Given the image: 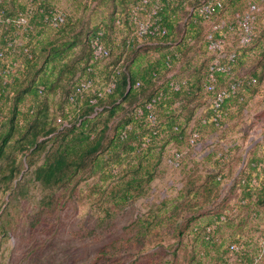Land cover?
<instances>
[{
	"label": "rangeland",
	"instance_id": "obj_1",
	"mask_svg": "<svg viewBox=\"0 0 264 264\" xmlns=\"http://www.w3.org/2000/svg\"><path fill=\"white\" fill-rule=\"evenodd\" d=\"M30 1L6 0V5L18 11L29 2L28 6L34 14L42 4L48 11H63L67 18L60 28L46 22L44 27H38L35 31V34L41 31L38 35H41L48 52L51 46H56L60 52L64 51L61 56L67 59L64 68L59 65L54 70L50 62V66L42 70V73L53 72L59 83V87L44 94L36 106L48 110L47 119L54 128L53 134L61 135L83 119V115H76L65 126H61L59 121L71 108L66 98L72 84L84 79V68L92 62L88 35L97 26L105 27L108 30L107 39L119 46L114 49L112 56L98 64L99 87L105 85L106 70L111 64L117 63L121 69L123 90L128 93L131 88L129 68L134 58L141 57L146 65L149 59L155 60L161 55L159 48H151L147 38H143L145 42L139 48L127 46V40L137 41L135 30L127 22L117 25L115 17L125 14L131 5L130 0ZM233 1L243 3L242 10L246 9L247 0ZM197 2L190 1L182 11L179 31H185ZM234 8L230 0L224 12L202 19L201 33L183 47L182 59L174 68L162 74L164 85L170 78L199 81L196 94L173 99L169 107L171 111H162V119L168 123L172 120L181 123L187 137L182 142H176L174 139L169 140L170 131L162 133L157 146L158 149L164 148L163 156L155 179L142 195L119 204L114 197L115 187L121 181L119 166L114 169L113 175L108 173L113 168L110 164L105 169L107 171H92L91 158L99 151L90 154L82 164L72 189L45 186L37 178V170L48 151L54 147L49 142L51 135L40 136L39 140L44 144L32 158L30 151L20 153L18 148L3 157L0 162V264H264V198L257 205L258 214L243 217L242 213L218 230L225 246L236 242L235 239L239 240V251L226 253L223 247L218 249L217 246H210L209 251H205L203 241L192 231L195 221L184 220L177 227L174 219L169 217L158 225H153L152 221L155 213L159 216L156 220L165 218L167 207L171 210L169 206L187 201L185 198L180 200V189L198 174H205L211 169L225 176L227 183L221 199L231 193L229 199L235 203L239 194L237 189L232 188L233 180L252 156L264 158V2L256 22V39L250 46L240 50L244 57L237 68L240 74L247 77L257 72L260 80L244 93L242 105L236 103L231 106L232 115L226 118V129L223 126L217 133L205 128L204 137H200L198 143L190 145L188 142L189 133L200 127L204 110L212 102V96L202 88L200 81L212 57L206 34L213 22L232 18ZM32 25L34 29V23ZM0 33L3 34L2 29ZM29 34L30 31L14 28L7 36L8 45L13 38L16 39L14 46L7 48L11 55L9 60L13 61L15 55L18 58L14 66L6 68L8 75L5 80L9 82L13 81L19 69H23V48L29 46L31 49L33 46ZM235 39L230 38V45L236 44ZM46 56L47 53L40 59V65L45 66ZM158 89L157 85H152L136 88L128 95L115 98L106 96V106L97 107L92 114L94 116L97 110H103L95 121L98 133L101 130L103 137L99 150L105 149L110 143L119 123L132 116ZM32 101L26 98L22 106L27 108ZM88 112L87 108L83 109L84 114ZM219 136L223 139L219 140ZM234 140H237L238 146L233 145ZM228 148L230 155L222 164L204 157L211 151L222 154ZM215 213V208H202L198 213V221H208ZM4 229L5 234L2 233Z\"/></svg>",
	"mask_w": 264,
	"mask_h": 264
},
{
	"label": "trees",
	"instance_id": "obj_2",
	"mask_svg": "<svg viewBox=\"0 0 264 264\" xmlns=\"http://www.w3.org/2000/svg\"><path fill=\"white\" fill-rule=\"evenodd\" d=\"M32 1L36 0H31L30 2ZM130 1L132 5L136 0ZM190 1L192 0H164L162 2L160 13L168 29L166 34L147 35L145 37L136 36V42L134 39L127 40L128 47L139 48L145 42L143 38H147L151 48H159L161 50L160 57L155 60L149 59L146 65L143 64L141 57L134 58L129 68L131 88L128 93L126 90H123V80L121 79L122 74L119 64L113 63L106 70L107 79L104 82L105 85L113 78L117 80L116 89L107 97L115 98L123 94L128 95L136 88H147L152 85H157L159 89L153 92L135 110L132 116L119 123L112 140L105 149L102 148L101 150L99 149L101 148L103 139L102 132L100 130L98 133L95 121L103 110H97V114L94 116L92 114L96 111L97 107L106 106L107 97H99L92 88H85L83 95L78 93L77 88L82 80H78L72 84L66 98L71 108L64 113V118H60L63 122H71L76 115H83V119L80 120V123L73 124L72 128H68L69 130L65 133L63 132L61 135L53 134L54 128L47 119L48 110L43 107H36L42 101L41 98L44 94L59 87L58 79L54 73L46 71L42 73L43 68L49 67L50 62L54 70L59 65L64 68L67 64V59L61 56L64 51L60 52L58 47L51 46L48 52L41 35H38L41 31L35 34L38 27H44L47 24L45 17L48 8L41 4L37 12H35L36 14L34 13L32 16L31 23H34L35 26L29 35L32 38L31 44L33 46L31 49L29 46L27 49L23 48L21 53L24 56L23 69L18 70V74L13 76L12 82L5 80V78L8 75L6 68L10 67V65L14 66V61L18 59L17 55H15L13 61L9 60L11 55H9V51L7 50V48H10L7 44V36L14 29V23L9 25L7 29L5 23L0 21V29H2L3 33H0V162L3 157L8 156L10 151L15 148H18L20 153L30 151L32 158L44 144L39 140L40 136L51 135L49 142H52L54 147L48 151L43 163L37 170V178L45 186L54 187L57 185L64 186L65 189H72L75 185L74 182L79 176L78 171L81 169L82 164L86 162L90 154L99 151L91 158V163L93 164L92 171L105 170L107 169V165L110 164L113 168L108 173L109 175H113L114 169L119 166L121 181L115 187L114 192V197L119 201V204L127 203L142 195L155 179L158 164L163 156L164 148L160 147L158 149L157 146L158 139L162 133L166 130L170 131L171 137L169 140L174 139L176 142H182L187 137L181 123L174 122L173 120L169 123L165 122L162 119L161 113L166 109V112L171 111L169 107L173 99L183 96L192 97L196 94L199 79L181 80L170 78L165 85L162 82V74L171 71L182 59L183 47L201 33V21L205 17L198 14L196 9L191 13L190 22L185 26V31L181 32L178 29L179 23L182 20V11L188 6ZM201 1L198 0L193 7L197 8L201 4ZM228 1L230 2V0H221V5L217 6L214 16L227 9ZM232 3L235 5V8L233 17L226 19L229 22L235 21L236 13L244 12L249 6L248 0L246 1L245 10H242L243 3L233 0ZM28 5L29 2L22 5L21 9L17 11L10 9L6 5V0H3L0 3V11L4 9V16L11 17L14 20L19 12L25 11ZM129 8L123 16L117 14L115 17L116 24L119 25L127 22L135 30L136 26L130 19ZM66 20L67 18H65L64 22L52 27L60 28L65 24ZM100 32H103L102 40L110 50L109 57L112 56L115 48H119L116 42L107 39L108 30L103 26H97L88 35L92 62L85 66L84 71L86 75L84 78H92L93 86L97 88L103 87L98 86V79H100L97 68L98 64L109 58L107 57L99 61L93 59L91 40ZM225 32L229 38H236V44L229 45L228 47V52H236V56L234 60L225 59L223 61L228 70H216L215 88L214 90H208V76L211 72V63L214 56L212 53L211 60L200 78L202 88L212 96V102L209 108L204 110L200 127L189 133L188 142L190 145H195L198 143L200 137H204L203 130L205 128L217 133L223 126H226L223 127L226 129V118L232 115L231 106L236 103L242 105L245 99L244 93L252 89L260 80L257 72H253V74L247 77L237 71L238 64L244 57L240 50L250 46L256 37L252 43L240 46L238 44V36L234 31H230L226 27ZM180 35L182 36L181 40H178ZM46 53L45 66H42L40 65V59ZM60 73H62L61 70ZM252 78H256V81L253 82ZM174 84L179 85V88L177 89ZM234 84H237L235 90L232 88ZM221 91H226V95L217 105L215 101L218 93ZM26 98H30L33 101L27 108H24L22 103ZM95 98L97 100L94 102ZM150 103H152L151 106H149ZM84 108L89 110L87 114L83 113ZM152 115L156 116L155 122L152 120ZM63 122H60L61 126ZM194 132L198 133V138L195 143H192L191 137ZM218 139L222 140L223 138L219 136ZM57 141L59 142L58 147H56ZM233 145L238 146L237 140H234ZM229 149L223 150L222 154L219 151H211L204 157L214 159L217 164H222V161L230 155ZM118 151L119 154L117 153ZM262 174H264V158L258 159L256 156H252L244 169L233 180L232 188L237 189L239 194L238 201L235 203H232L229 199L231 193L221 199L224 186L227 183L225 182L223 173L211 169L205 174H198L180 189V200L185 198L187 201L177 202L169 206L171 210H168L167 207L166 209L169 214L167 213L165 218L156 220L159 216L155 213L152 220L154 221L153 225H158L161 221L166 222L168 217L169 219H174L176 227L184 220L195 221L192 231L203 241L205 251L208 252L210 246H217L218 249L223 247L226 253L234 251L231 248V244L238 243L239 240L235 239L234 241L236 242L225 246V241L224 239H220L218 230L220 226L233 221L235 216H239L242 213L243 217L259 213L257 205L264 198V175L261 176ZM198 180L200 183H195ZM64 203L65 200L62 206ZM202 208H215V216L210 217L208 221H204L203 223L199 222L198 213ZM108 212L110 213L109 210ZM5 232L6 229L2 233L5 234ZM202 253L205 252L203 251Z\"/></svg>",
	"mask_w": 264,
	"mask_h": 264
},
{
	"label": "built area",
	"instance_id": "obj_3",
	"mask_svg": "<svg viewBox=\"0 0 264 264\" xmlns=\"http://www.w3.org/2000/svg\"><path fill=\"white\" fill-rule=\"evenodd\" d=\"M164 0H136L131 7L130 11V19L135 23V32L134 34L138 37H145L147 35H157V34H166L167 26H165L163 22V17L160 13L161 5ZM264 0H248V8L244 12H237L235 17L236 20L229 22V20L222 19L217 22H213L210 26L206 41L208 44V49L211 53L214 54L213 60L211 63V72L208 76V90H214L215 88V71L223 70L226 71L228 68L223 64L225 59L234 60L236 56V52H228V47L230 45V38L225 32L226 27L230 31H234V33L238 36V44L240 46H245L252 43L256 37V21L258 19V15L261 11V4ZM221 5V0H202L201 4L195 8L193 7V11L196 9L198 14L204 16L205 18H212L215 15L217 6ZM5 10L2 9L0 11V21L5 23V27L8 29L9 25L14 23V28L18 30L31 31L33 29V25L30 20V16L33 14V9L31 7H27L25 11L19 12L16 19H12L11 17L4 16ZM66 18V14L59 9H51L46 13L45 21L50 24L57 26L60 23L64 22ZM103 32H100L91 40L92 54L93 59L95 61H99L109 57L110 50L104 44L102 40ZM16 39L13 38L12 41L9 42V46H14ZM252 81L255 82L256 78H252ZM176 85V88H179V85ZM237 84L232 85L233 90L236 89ZM117 87V80L111 79L106 85L102 88H97L93 86L92 78H84L77 90L78 93L83 95V91L85 88H92L95 93L98 94L99 97H106L107 95L113 93V91ZM226 95V91H221L218 93L216 98L217 105L220 101L224 99ZM97 98L93 101L95 102ZM155 101V99H153ZM152 103L149 104L151 106ZM152 120L155 122L156 116L152 115ZM59 121L63 122L61 118ZM67 125V122H63L62 126ZM198 138V133L194 132L191 137V142L195 143ZM231 248L234 251H239L240 246L237 243L231 244Z\"/></svg>",
	"mask_w": 264,
	"mask_h": 264
}]
</instances>
